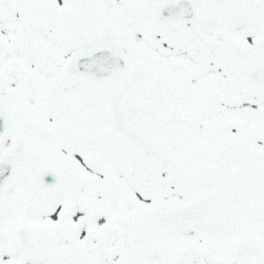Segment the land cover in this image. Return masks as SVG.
<instances>
[{"label": "snow or ice", "instance_id": "snow-or-ice-1", "mask_svg": "<svg viewBox=\"0 0 264 264\" xmlns=\"http://www.w3.org/2000/svg\"><path fill=\"white\" fill-rule=\"evenodd\" d=\"M0 264H264V0H0Z\"/></svg>", "mask_w": 264, "mask_h": 264}]
</instances>
